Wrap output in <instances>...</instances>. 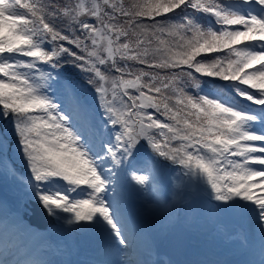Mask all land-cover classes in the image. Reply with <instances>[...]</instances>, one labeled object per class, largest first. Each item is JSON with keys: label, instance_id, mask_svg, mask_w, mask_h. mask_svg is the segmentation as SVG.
I'll return each instance as SVG.
<instances>
[{"label": "snow or ice", "instance_id": "6c2138e0", "mask_svg": "<svg viewBox=\"0 0 264 264\" xmlns=\"http://www.w3.org/2000/svg\"><path fill=\"white\" fill-rule=\"evenodd\" d=\"M0 173L90 241L0 264H174L131 196L193 191L222 241L260 242L196 264H264V0H0Z\"/></svg>", "mask_w": 264, "mask_h": 264}, {"label": "rangeland", "instance_id": "374dc122", "mask_svg": "<svg viewBox=\"0 0 264 264\" xmlns=\"http://www.w3.org/2000/svg\"><path fill=\"white\" fill-rule=\"evenodd\" d=\"M15 166L17 167V169L19 171H24V169L20 166L19 163H17ZM0 182H1V185L3 186V188H5V185H7L11 189V191H13L12 194L14 196H20L21 197V199H20L21 203L26 202V197H25L23 191L20 190L19 185H17L10 176H4L2 173H0ZM14 188H17V189H14ZM21 193L23 195H21ZM185 203H189V205L183 206ZM23 207H25V206L20 205L21 209H23ZM205 209H206V203H205L204 198L202 197L201 194L193 191L190 195H188L185 198L183 203L179 202L176 205V207L173 211L174 215L172 217H169L170 216L169 214L171 213V210H170L169 213L167 214V216L169 217L168 220L163 219V218H158L155 222H153L152 226L150 225V228L153 231V235H155V234L157 235L159 233L157 230H155L153 228L162 229V231L165 232V230L168 229V226L170 225L169 222L171 220H174V221L180 220L181 222L183 221V223L188 228H192V230H193L192 232L194 234L193 235L194 236L193 247L191 248L190 252L185 256V260H188V259L192 260V264H196V261L197 262L202 261V259L204 258L205 255H207V260H209V258L212 257V260L217 259V258H225V259H228V260H231L234 262H236L234 259L239 258V255L241 253H243L245 255L244 260L258 258L259 249L253 248V247H252L251 253H248V254L240 251L238 248L235 249L234 252L232 253L233 255L234 254L238 255V256H235V258L232 257V254H229V253L225 254L224 253V246H225L224 241H219L218 243L213 245L214 249H212V250L208 249L207 251H203L204 254L199 256V250L194 249V244L197 240L201 241V239H202L201 247L205 248V244H206L205 241H206L207 237L202 236L201 239L200 238L196 239L195 230L197 232L198 229H203L204 232L207 234H210V233L213 234V231H214L213 222L208 218L207 213H203ZM198 213L199 214L202 213V215H200L199 217L196 218ZM139 214L145 215V210L143 209L142 211H140ZM190 218H192L193 220H191ZM61 231H65V230H61ZM71 234L72 233L67 232V238L69 236H71ZM154 239L156 240L155 237H154Z\"/></svg>", "mask_w": 264, "mask_h": 264}, {"label": "water", "instance_id": "95a60500", "mask_svg": "<svg viewBox=\"0 0 264 264\" xmlns=\"http://www.w3.org/2000/svg\"><path fill=\"white\" fill-rule=\"evenodd\" d=\"M167 238L170 244L177 243L179 245L180 243V251H185L188 247L187 232L180 226V224H175L172 227V231L167 235Z\"/></svg>", "mask_w": 264, "mask_h": 264}, {"label": "bare ground", "instance_id": "6f19581e", "mask_svg": "<svg viewBox=\"0 0 264 264\" xmlns=\"http://www.w3.org/2000/svg\"><path fill=\"white\" fill-rule=\"evenodd\" d=\"M5 243H7L8 245H9V247H12L13 246V242L11 241V242H5ZM4 243V244H5ZM59 245H61V246H64V245H62V244H59ZM6 247H7V245H6ZM5 256L7 257L8 256V252L6 251L5 252Z\"/></svg>", "mask_w": 264, "mask_h": 264}]
</instances>
